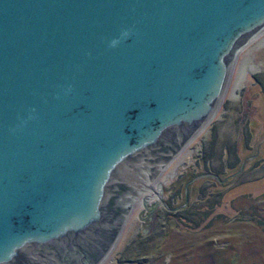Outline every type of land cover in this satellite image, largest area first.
Returning <instances> with one entry per match:
<instances>
[{"label": "water", "instance_id": "95a60500", "mask_svg": "<svg viewBox=\"0 0 264 264\" xmlns=\"http://www.w3.org/2000/svg\"><path fill=\"white\" fill-rule=\"evenodd\" d=\"M262 33L264 0H0V264L104 263Z\"/></svg>", "mask_w": 264, "mask_h": 264}, {"label": "rangeland", "instance_id": "374dc122", "mask_svg": "<svg viewBox=\"0 0 264 264\" xmlns=\"http://www.w3.org/2000/svg\"><path fill=\"white\" fill-rule=\"evenodd\" d=\"M176 158L102 264H264V33L237 54L214 117ZM220 176L230 181L207 196Z\"/></svg>", "mask_w": 264, "mask_h": 264}, {"label": "trees", "instance_id": "16d2710c", "mask_svg": "<svg viewBox=\"0 0 264 264\" xmlns=\"http://www.w3.org/2000/svg\"><path fill=\"white\" fill-rule=\"evenodd\" d=\"M219 173V172H218ZM224 174H225V172H224ZM224 178H226V176H220L219 178H218V180L216 181V182H214L213 184H214V187H213V190H212V192L210 191L208 194H207V196L209 195V197L211 196V197H213V198H217L218 199V197H219V193H221L222 192V190H220V188H221V186L224 184V183H228L230 180L229 179H227V181L225 182V179ZM234 178V177H233ZM194 185H195V183H194ZM198 187H195V192L193 191V192H191L190 194L192 195V199L191 198H188V200L190 201H193L194 199H195V197L196 196H199L198 195ZM188 190H189V192H190V187L188 186ZM195 201V200H194Z\"/></svg>", "mask_w": 264, "mask_h": 264}, {"label": "bare ground", "instance_id": "6f19581e", "mask_svg": "<svg viewBox=\"0 0 264 264\" xmlns=\"http://www.w3.org/2000/svg\"><path fill=\"white\" fill-rule=\"evenodd\" d=\"M177 159V158H175ZM179 159V158H178ZM178 163H181V159L178 160ZM167 171V170H166ZM174 175V170H171L167 175L164 176V178L162 177L161 178V181L160 180H157L158 183H161L163 181V179H165L166 177H169V179ZM160 176V175H159ZM156 182V183H157Z\"/></svg>", "mask_w": 264, "mask_h": 264}]
</instances>
